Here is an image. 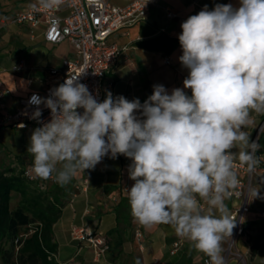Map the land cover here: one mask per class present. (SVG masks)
<instances>
[{"label": "clouds", "instance_id": "clouds-1", "mask_svg": "<svg viewBox=\"0 0 264 264\" xmlns=\"http://www.w3.org/2000/svg\"><path fill=\"white\" fill-rule=\"evenodd\" d=\"M59 3L35 0L31 7ZM181 28L179 61L189 70L183 85L191 96L154 85L143 104L110 91L98 102L79 75L68 76L49 97L30 98L36 106L31 118L39 122L43 104L51 120L33 130L27 152L33 178L61 187L105 156L124 155L132 161L134 184L126 191L134 220L145 228L170 225L210 264H227L222 243L236 219L225 201L241 183L234 161L250 175L261 163L259 137L253 140L245 129L254 125L253 114L264 115V0H239L238 8L205 5ZM260 185L264 179L249 187L250 201L264 199Z\"/></svg>", "mask_w": 264, "mask_h": 264}, {"label": "crops", "instance_id": "crops-1", "mask_svg": "<svg viewBox=\"0 0 264 264\" xmlns=\"http://www.w3.org/2000/svg\"><path fill=\"white\" fill-rule=\"evenodd\" d=\"M108 1L127 5L136 0ZM33 3L35 0H0V17L11 16L31 7ZM216 4H232L238 8L239 0H157L144 20L112 34L109 42L117 44L121 50L117 65L105 77V93L110 91L113 98L123 96L129 101L138 98L143 104L152 95L154 85H163L169 94L173 89L181 88L191 96V90L184 89L183 85L189 70L179 61L183 54L178 39L182 33V19L187 20L189 16L198 14L205 5L212 10ZM162 6L171 8L178 17L168 19ZM161 28L166 31L161 32ZM17 29L20 33L27 30L22 34L21 51L15 53L12 45L1 50V33ZM74 54L73 44L69 41L48 43L41 29L31 33L26 25H10L0 30V92H4L0 97V118L20 108L22 98L32 91H43L58 83L60 75H52L50 68H60L63 60ZM32 57H35L34 62L30 61ZM166 59L170 63H166ZM19 64L23 65L21 69L11 71ZM17 82L23 83V87H16ZM10 106L14 108L8 111ZM263 117L253 114L254 125L245 129L251 138ZM37 127V124H30L24 129L12 126L1 129L0 146L14 151L6 157L8 165L31 166L33 157L27 148L31 134ZM262 141L260 146L263 150L257 156L264 160V137ZM21 152L28 161L21 162L16 156ZM128 162L129 158L124 155L115 159L104 157L95 169L78 173L77 189L71 191L61 217L54 224L58 261L68 264H136L137 260L140 264H205L207 255L197 251L188 240L178 237L170 225L145 228L134 220L129 201L125 200L128 199L126 189L134 184L128 176ZM260 193L264 196V189H260ZM225 203L229 208L231 202ZM261 210H264V199L258 198L246 220L251 245L255 249L247 257V264H264V215ZM123 216H127V222L124 219L119 222V217ZM78 226H89L97 236L104 238L108 244L107 251L97 254L86 240H74L71 230ZM138 228L142 232L141 240L135 237ZM179 239L183 240L184 245L176 254H170L173 242ZM238 245L246 252L247 246L242 239H239ZM228 264L238 263L231 260Z\"/></svg>", "mask_w": 264, "mask_h": 264}, {"label": "built area", "instance_id": "built-area-1", "mask_svg": "<svg viewBox=\"0 0 264 264\" xmlns=\"http://www.w3.org/2000/svg\"><path fill=\"white\" fill-rule=\"evenodd\" d=\"M156 4L157 0H136L127 5H117L108 0H60L59 5L51 9L26 7L11 16H1L0 30L10 25H26L31 33L41 29L45 41L51 44L69 41L74 45L75 54L73 57L65 58L60 68H50L49 72L52 75H60L58 83L48 86L43 91H32L22 98L20 108L15 112H8L3 118H0V131L4 126L24 129L30 124H37L38 127H41L43 123L50 122L51 110L43 104L39 106L42 111L39 122L31 118L36 106L29 104V100L33 94L42 98L49 97L50 90L62 84L68 76L79 75V82L88 87L98 102H102L107 94L104 91L105 77L117 65L121 50L117 44L109 42L110 36L144 20L150 9ZM162 9L168 19L178 17V14L171 8L162 6ZM160 31L165 32L166 29L161 28ZM165 61L170 63L168 59ZM22 66L19 64L14 66V69L19 70ZM3 95L4 92H0V97ZM78 111L82 113L83 109H78ZM120 156L118 155V157ZM105 157L110 158V154ZM131 163L132 161L129 159L126 166L127 172ZM24 168L25 176L30 181H35L37 178H33L31 167ZM234 170L237 172L241 183L233 193L232 198L226 201L231 202L228 209L233 218L236 219V227L233 229L232 236L224 239L222 255H224L227 264L231 260L238 264H247V257L252 253L253 246L246 220L258 200L257 198L250 201L247 193L249 187L259 186V181L264 179V160L261 159V163L254 174L250 175L246 166L238 159L234 161ZM49 181L55 182L54 179H48L42 182V186L45 187ZM260 189H264V185H260ZM201 204L206 211L207 205L203 201ZM260 212L264 215V210ZM71 236L77 241L86 240L97 254H103L108 249L106 240L97 236L96 232L89 226L72 228ZM135 237L137 240H141L140 228L136 229ZM239 239H242L246 244V252L239 248ZM183 245L182 239L174 241L169 251L170 254H176ZM204 263L210 264L208 256L205 257Z\"/></svg>", "mask_w": 264, "mask_h": 264}, {"label": "trees", "instance_id": "trees-1", "mask_svg": "<svg viewBox=\"0 0 264 264\" xmlns=\"http://www.w3.org/2000/svg\"><path fill=\"white\" fill-rule=\"evenodd\" d=\"M72 180L63 187L52 181L44 187L46 180L30 181L22 165L0 171V254L4 264H68L56 257L54 224L61 217L65 199L68 202ZM15 195L19 200L13 206ZM122 219L127 222V216L119 217V222Z\"/></svg>", "mask_w": 264, "mask_h": 264}, {"label": "rangeland", "instance_id": "rangeland-1", "mask_svg": "<svg viewBox=\"0 0 264 264\" xmlns=\"http://www.w3.org/2000/svg\"><path fill=\"white\" fill-rule=\"evenodd\" d=\"M21 32L22 33H20V30L19 29L15 30V31H5V32H2L1 33V50H4L6 48H10V45H12V48L14 49V52L15 53H19L21 51V49H22V40H24L22 38V34L25 33V32H27V30H22ZM34 60H35V57H32L30 59L31 62H34ZM12 70L13 71H16L14 68H12L11 71ZM15 86L22 88L23 87V83L21 84V83L17 82V83H15ZM13 108L14 107H11L10 106V108L8 109V111L12 110ZM4 127H8V126H4ZM262 127H264V117L261 119V121L259 122V124L255 128L254 133H253V136H252V139L253 140H257V138L259 137V141L258 142H259L260 145L262 144V142H263L262 141V138L264 137V132H261L260 131V129ZM5 131H6V129H5ZM3 149H4V146H2V147L0 146V171L5 170V169H7L9 167L8 160L6 159V157L10 153H13L14 152L13 150H10V148H8V149L5 148L4 150ZM262 150H263V147L260 146V151H262ZM16 156L19 157V159L21 160V162L28 161L27 159H25L23 157L22 152L20 154H17L16 153ZM30 161L29 162L32 163L33 160H30ZM77 179H78V174L72 180L71 191L77 189V187H76V181H77ZM18 200H19L18 195H15L14 196V199L12 201L13 206H15L17 204ZM64 202L66 204L67 203V199H65ZM5 246L8 247L9 244H6ZM0 264H4L1 254H0Z\"/></svg>", "mask_w": 264, "mask_h": 264}]
</instances>
